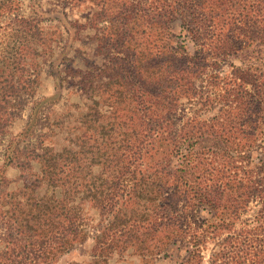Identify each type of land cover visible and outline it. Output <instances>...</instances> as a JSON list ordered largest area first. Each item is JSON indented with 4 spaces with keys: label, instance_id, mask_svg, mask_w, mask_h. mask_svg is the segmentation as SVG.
Instances as JSON below:
<instances>
[{
    "label": "trees",
    "instance_id": "obj_1",
    "mask_svg": "<svg viewBox=\"0 0 264 264\" xmlns=\"http://www.w3.org/2000/svg\"><path fill=\"white\" fill-rule=\"evenodd\" d=\"M31 1L54 23L0 3V264H264V0Z\"/></svg>",
    "mask_w": 264,
    "mask_h": 264
},
{
    "label": "rangeland",
    "instance_id": "obj_2",
    "mask_svg": "<svg viewBox=\"0 0 264 264\" xmlns=\"http://www.w3.org/2000/svg\"><path fill=\"white\" fill-rule=\"evenodd\" d=\"M10 1L15 2V7L14 6L13 7L16 9L15 15H17L18 17L20 16V17H23L25 19L36 18L40 21L41 26H49L51 23H54V22H51L49 20L39 18L38 15H36L33 12V10L30 7V4H33V1H31V0H0V3L4 2L5 4H9ZM60 1L61 0H39V1H37V8H38V6H40L42 8V10H50L52 8H57V7L61 8V2ZM38 10H39V8H38ZM67 10H69V9H67ZM80 15L81 14H79V13H75L74 17H80ZM6 22H8V21L6 19H4L2 16H0V49H1L2 44H5V39L7 37V34L9 33V31L6 30L7 27H9L8 23H6ZM176 33L181 36V40H183L186 44H188L189 49L192 51V49H193L192 45L189 43V41L187 40V38L184 35H181V28L179 25L176 26ZM77 46H82V48H84V49L86 48L85 50H88V52H90L93 48V46L91 44L83 45L81 43H78ZM80 59L81 58L77 59V61H78L77 63L80 62ZM54 85H55V79L53 78V76H51V70L48 67H45L43 74H42V86L39 90V97L49 96L50 94L54 93L55 92ZM63 103H65V101ZM63 103H61L59 106H57V109H60L63 106ZM28 113H29V110H26L23 117L16 122V125L13 128L14 133L20 132L21 128H23V126L26 123ZM8 175L13 180H16L19 177L18 171L15 169H9ZM258 208H259V206L255 207L252 204L251 214H253L254 211L257 210ZM91 214L93 215L94 218L97 217V214L95 211H92ZM91 248H92V241L89 240V242L87 244L76 249L72 254L66 256L61 263L66 264V263L73 261V260L82 261V262L87 261L90 259ZM161 264H166V263H161Z\"/></svg>",
    "mask_w": 264,
    "mask_h": 264
}]
</instances>
